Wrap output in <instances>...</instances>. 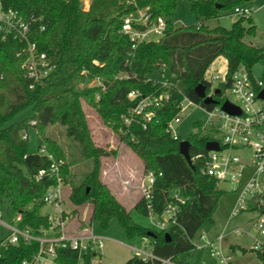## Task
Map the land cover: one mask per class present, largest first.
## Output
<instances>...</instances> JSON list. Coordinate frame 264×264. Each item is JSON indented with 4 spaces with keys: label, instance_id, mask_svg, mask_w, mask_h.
Masks as SVG:
<instances>
[{
    "label": "trees",
    "instance_id": "1",
    "mask_svg": "<svg viewBox=\"0 0 264 264\" xmlns=\"http://www.w3.org/2000/svg\"><path fill=\"white\" fill-rule=\"evenodd\" d=\"M246 1L249 0H188L197 18L195 25L185 27L172 20L176 0H90L87 9L82 0H0L3 9L16 10L24 18L29 26V40L36 43L54 67L42 85L30 89L31 82L21 68L24 44L11 38L0 39V203L5 201L8 211L20 215L18 228L38 235L39 229L47 227V218L40 213L44 206L40 198L55 184L48 174L50 161L37 153H28L27 140L21 135L29 129L36 130L37 149L43 146L57 160H64L57 141L42 135L45 128L59 124L65 128L66 137L80 147V157L92 163L78 184L73 182L65 164L62 169L64 184H71L68 200L75 207L73 213L76 208L90 204L88 226L98 222L105 228L112 219H117L128 237L147 239L153 245V254L161 259L176 262L178 256L195 250L191 241L209 226L222 191L213 179L200 174L202 159H193L206 153L205 144L209 140L202 135L200 123L193 124L197 131L186 139L194 169L179 153L182 139L174 140L167 127L179 112L183 96L195 105L212 107L203 105L195 89L203 85L205 94L209 93L210 85L204 81V74L217 58L226 61L227 84L219 86L221 91L230 85L239 67L251 76V68L264 60V46L256 48L243 42L245 36L255 34L250 17L236 19L229 29L206 26V22L219 18L220 11ZM140 10L148 17L147 25L163 18L166 30L157 41L139 44L132 50L128 37L122 33V23L125 17ZM134 27L145 29L142 25ZM163 65L175 79V85L167 90L149 78ZM93 80L99 85L88 86ZM132 91L139 97L129 100ZM164 92L168 93V100L151 108L154 117L150 121L144 124L135 117L129 125L124 124L123 117L140 98L157 97ZM214 98L222 101L219 95ZM83 103L118 132L119 139L142 160L144 172L155 176L152 199L155 214L174 204L172 192L177 191L187 199L180 205L177 225L156 233L130 220L100 179L101 160L117 153L93 143ZM28 108L32 110L31 117L14 121ZM40 171L46 174L37 180ZM133 209L147 216L142 197ZM253 209L264 211L259 201ZM36 250L35 242L19 241L11 245L1 241L0 264H20ZM257 253L262 259L264 248ZM92 258L91 253L58 250L59 264H91ZM126 264L161 263H145L132 256Z\"/></svg>",
    "mask_w": 264,
    "mask_h": 264
},
{
    "label": "built area",
    "instance_id": "2",
    "mask_svg": "<svg viewBox=\"0 0 264 264\" xmlns=\"http://www.w3.org/2000/svg\"><path fill=\"white\" fill-rule=\"evenodd\" d=\"M252 12L253 8L251 6L243 4L232 8L230 15L235 19L246 18L250 17ZM139 15L138 21H133L130 16H127L122 23V33L128 37L132 50L139 44L153 41L150 38L151 36L162 37L166 30V23L163 18L158 17L154 23L147 25L148 17L142 11ZM134 25H142L145 29H136ZM8 38L18 40L24 44L22 50L24 61L21 68L25 72L26 78L31 82L30 89L42 85L54 67L46 59L45 54L40 52L36 43L29 40V26L24 18L16 10L3 9L0 4V39L5 40ZM160 70L163 73L165 70L164 65L161 66ZM226 74V69H219L216 72L210 71L209 68L206 70L204 81L210 85V91L205 94V97L214 98V91L217 89L220 91L219 96L222 101H218L219 104L213 105L210 109L196 105L207 115L208 127L217 136L208 141L217 142L219 149L206 151L204 155H197L193 159H202L199 169L200 174L213 179L218 189L221 185L232 186L236 197L229 215V220H231L243 210L252 209L256 201L261 203L264 199V100L257 97L258 93L263 90L264 83L263 81H255L243 67H239L232 75L230 85L221 91L219 86L227 84ZM158 83L164 90L175 85L166 80ZM214 83H218V87H213ZM225 91L230 93V98L222 97V93ZM138 97L139 94L134 91L128 94L129 100ZM167 100V92L157 97L144 96L140 98L137 104L129 109L123 117L124 124L129 125L135 117L141 118L145 124L154 117L151 108L157 107ZM224 101L238 107L240 114L230 115L224 112L221 109ZM186 104L195 105L183 96L179 103V112L168 123L167 132L174 140H178L179 136L172 131V124L180 122ZM30 124L34 125L35 122ZM200 125L203 132V125L201 123ZM195 131H197L196 128ZM21 138L28 140L27 131L22 133ZM245 150H248V154ZM36 153L50 161L48 174L55 181V184L49 186L40 198V201L44 204L43 207L48 209L47 212L42 214L47 218V227H42L39 229L38 235H34L28 230L18 228L17 223L21 217L15 215V222L5 225L10 231V237L6 240V243L11 245H16L19 241L27 244L30 242L37 243L36 252L29 259L22 260L20 264H59L58 250L60 249H70L77 251L79 254L91 253L93 257H96L98 251L104 247L107 238L95 235L91 230V226L75 232L68 231V212L63 207V160H57L43 146L37 149ZM193 159L191 158V161ZM45 174V171H40L36 179H41ZM154 183L155 176L153 173H144L140 193L151 224L161 232L172 225H177L176 216L180 205H184L187 199L181 197L177 191L172 192L170 198L174 200V204H168L162 213L157 215L152 209ZM239 234L240 232H236V235ZM259 234L264 239L263 226L259 230ZM198 237L202 245H197L195 242ZM196 238L191 243L196 249L203 248L207 250L210 258L214 260V264H231L232 257L225 254L220 247L221 235L212 240L204 230H200ZM143 240L146 241L143 248H129L134 257L145 263L178 264L171 259H161L155 256L152 252L153 245L147 239ZM262 248H264L263 242L256 241L254 250L258 251Z\"/></svg>",
    "mask_w": 264,
    "mask_h": 264
},
{
    "label": "rangeland",
    "instance_id": "3",
    "mask_svg": "<svg viewBox=\"0 0 264 264\" xmlns=\"http://www.w3.org/2000/svg\"><path fill=\"white\" fill-rule=\"evenodd\" d=\"M82 2L84 8L87 9L90 1L82 0ZM176 2L172 20H177L178 25L185 27L195 25L197 17L191 10L188 0H176ZM244 4L253 8L250 18L255 26V34L253 36H245L243 42L247 45L260 48L264 46V0H249ZM231 10L230 8L220 11L219 18L206 22V26L210 29L216 27L229 29L236 20L230 15ZM138 12L140 13L141 10L130 15L133 21L139 20L140 15ZM243 25L245 27L247 26L245 22ZM150 38L153 41L159 39L154 36ZM219 68L226 69L222 59H216L209 66V70L213 72H216ZM250 73L255 81H263L264 83V60L256 63L251 68ZM149 78L158 82L166 80L171 84L175 83L174 77L165 70L163 73L161 70L155 71ZM97 84V80H93L88 83V86ZM218 85V83H214L213 87H218ZM262 89L264 90V84ZM222 97L230 98L231 96L229 92L225 91L222 93ZM83 110L88 119L93 143L106 151H116L117 153L115 157L110 156L101 160V181L107 185L113 195L114 193L119 194L116 199L123 206L134 224L156 233L160 232L151 224L148 216H143L133 209L137 198L139 197L140 199L141 197L139 191L145 173L142 160L119 139L117 131H114V129L102 122L92 107L83 103ZM31 116L32 110L28 108L18 114L14 121H22ZM195 122H200L203 125L204 131L202 135L209 139L217 137L208 127L207 115L196 105L186 104L180 122L172 124V131L182 140H186L196 133L193 126ZM27 133V152L36 153L38 133L34 129H29ZM42 135L51 137L62 147L65 156L63 162L67 167V172L70 176H73V182L78 184L84 174L90 170L92 165L91 161L80 157V147L75 141L66 137L63 126L59 124L51 125L42 131ZM245 152L248 154V150H245ZM70 185V183L64 184L63 207L68 212V231L75 232L88 226L87 220L90 212V204L76 208L77 212L73 213L75 207L68 200ZM219 190L222 191V195L218 201L217 208L210 220L209 226L203 230L210 238L219 235L222 236L220 247L225 254L232 257L231 264H264L258 256L257 251L253 250L256 241H261L264 244V239L259 234L261 227L263 226L264 228L262 210H254L253 208L246 209L240 212L238 216L229 220L230 211L234 205L236 195L230 185H221ZM261 205L264 207V199L261 201ZM0 210L1 242L10 237V231L5 225L15 222V214L7 210V203L5 201L0 203ZM47 210L46 207H43L40 213L44 214ZM91 230L95 235L108 239L104 242V247L98 251L97 256L92 258L91 264H126L127 260L133 256L129 248L141 249L146 244V241L139 236L128 237L119 225L117 219H112L105 228H102L98 222H93L91 224ZM236 232H240V234L236 235ZM195 242L197 245H202L199 237L195 239ZM176 262L178 264H214V260L210 258L209 252L203 248H198L178 256Z\"/></svg>",
    "mask_w": 264,
    "mask_h": 264
},
{
    "label": "water",
    "instance_id": "4",
    "mask_svg": "<svg viewBox=\"0 0 264 264\" xmlns=\"http://www.w3.org/2000/svg\"><path fill=\"white\" fill-rule=\"evenodd\" d=\"M90 1V0H89ZM196 93L198 94L199 97H201L203 99V105L204 106H213V105H218L219 102L217 100H215L213 97H205V87L203 85H199L198 87H196L195 89ZM220 94L219 90H215L214 91V95L218 96ZM257 97L259 99L264 100V90H261ZM221 109L226 112L227 114L230 115H239L240 114V110L238 107L232 105L231 103H229L228 101H224L221 105ZM219 149V145L217 142L214 141H207L205 144V150L206 151H210V150H218ZM178 150L180 155L185 159L186 163L192 168V161H191V157H190V143L187 140H182L179 142L178 145ZM262 215L264 216V211L262 212ZM164 237L167 239L168 241V234H165ZM262 261L264 263V255L262 256Z\"/></svg>",
    "mask_w": 264,
    "mask_h": 264
},
{
    "label": "crops",
    "instance_id": "5",
    "mask_svg": "<svg viewBox=\"0 0 264 264\" xmlns=\"http://www.w3.org/2000/svg\"><path fill=\"white\" fill-rule=\"evenodd\" d=\"M174 22H177V20H175ZM217 59H222L223 60V62H224V64H225V66H226V61H225V59L224 58H222V57H219V58H217ZM219 69H224V68H219ZM140 192V191H139ZM138 193V192H137ZM139 194V193H138ZM114 195H115V197H117L119 194L118 193H114ZM138 199H139V197L137 198V200L136 201H138ZM119 202V201H118ZM210 238V237H209ZM216 237H211L210 239H215Z\"/></svg>",
    "mask_w": 264,
    "mask_h": 264
}]
</instances>
